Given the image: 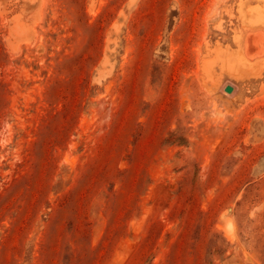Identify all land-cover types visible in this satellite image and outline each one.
I'll return each instance as SVG.
<instances>
[{"label": "rangeland", "instance_id": "obj_1", "mask_svg": "<svg viewBox=\"0 0 264 264\" xmlns=\"http://www.w3.org/2000/svg\"><path fill=\"white\" fill-rule=\"evenodd\" d=\"M263 3L0 0V264H264Z\"/></svg>", "mask_w": 264, "mask_h": 264}, {"label": "bare ground", "instance_id": "obj_2", "mask_svg": "<svg viewBox=\"0 0 264 264\" xmlns=\"http://www.w3.org/2000/svg\"><path fill=\"white\" fill-rule=\"evenodd\" d=\"M262 1H264V0H262ZM246 5H249V4H246ZM263 5H264V3H263ZM260 8L257 5V6H255V8L247 10L246 13H243V11H242L243 8H241V11H240L241 19L244 22L249 20V22H250L249 25L254 24V22H256L255 25H264V11H262L264 9L261 10ZM237 36H236V38H237ZM239 41H240V39H239ZM238 45H240V44H238ZM238 49H240V48H238ZM213 52H215V50ZM223 52H224V50H223ZM215 53H217V52H215ZM234 54H236V53H234ZM230 55H228V53H217L216 57L214 56L215 58H213V60H210L211 62H209L207 64L205 63L206 64L205 67L207 68L208 74H209V72L214 71L213 70L214 67L218 64L221 66L222 72L226 71L227 73L231 74L234 77H237V76L241 75L242 73H244V72H236V69L238 67L246 68L248 66L251 71L255 70L254 69L255 66L252 65L254 63L251 64L250 62H248L247 58L244 56V54L242 55L241 52H240V54L238 53V55L236 57H233ZM227 57H229V59H227ZM233 60H235V63H233ZM207 61H209V60H206V62ZM261 67L264 68V62L261 64ZM210 76H211V74H210ZM254 76H257V75H254Z\"/></svg>", "mask_w": 264, "mask_h": 264}, {"label": "water", "instance_id": "obj_3", "mask_svg": "<svg viewBox=\"0 0 264 264\" xmlns=\"http://www.w3.org/2000/svg\"><path fill=\"white\" fill-rule=\"evenodd\" d=\"M226 92H228V93L232 92V88L231 87H227Z\"/></svg>", "mask_w": 264, "mask_h": 264}]
</instances>
